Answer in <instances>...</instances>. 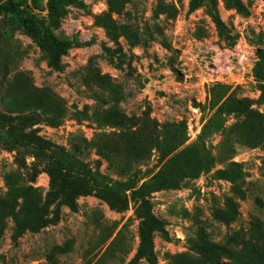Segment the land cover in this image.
Here are the masks:
<instances>
[{"label":"rangeland","instance_id":"rangeland-1","mask_svg":"<svg viewBox=\"0 0 264 264\" xmlns=\"http://www.w3.org/2000/svg\"><path fill=\"white\" fill-rule=\"evenodd\" d=\"M46 2L0 6V264H150L149 215L155 264H264V0Z\"/></svg>","mask_w":264,"mask_h":264},{"label":"trees","instance_id":"trees-1","mask_svg":"<svg viewBox=\"0 0 264 264\" xmlns=\"http://www.w3.org/2000/svg\"><path fill=\"white\" fill-rule=\"evenodd\" d=\"M62 1L64 0H47L46 2L47 12L53 23H57V18L63 15L64 11L60 8V3ZM27 4H30L32 8H35L36 0H0V6L4 7L7 11H12L16 5L27 6ZM235 6L238 10H243L239 3L235 4ZM24 27L29 34L37 38L40 47L44 48L48 52L50 65L53 68H58L61 56L64 55L67 49L70 47L69 43L55 38L48 32L40 33V31L36 30L35 25L29 15H27L24 19ZM27 138L30 139V144L35 145L38 150L44 149L43 144L46 143V141L39 138L37 135L30 134L27 136ZM1 148H4L3 143H0V149ZM48 174L50 176L51 189L53 190L54 195L64 198V203L69 208L74 209L76 206L74 197L86 192L79 191L81 187L73 182L70 185V190L67 192L66 187L69 184L66 179H62L61 184L57 185L56 174L52 170H49ZM96 195L99 198L105 200L110 206H114L115 201L109 191H100L96 193ZM155 223L156 220L151 215H149L142 224L140 231V244L137 252L139 257L145 258L150 264H155L150 231L153 229L152 227Z\"/></svg>","mask_w":264,"mask_h":264}]
</instances>
